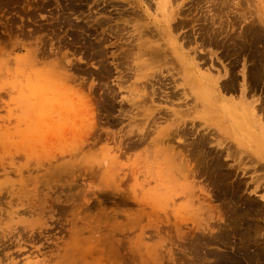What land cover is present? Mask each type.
Here are the masks:
<instances>
[{"label":"rangeland","instance_id":"rangeland-1","mask_svg":"<svg viewBox=\"0 0 264 264\" xmlns=\"http://www.w3.org/2000/svg\"><path fill=\"white\" fill-rule=\"evenodd\" d=\"M0 264H264V0H0Z\"/></svg>","mask_w":264,"mask_h":264},{"label":"bare ground","instance_id":"bare-ground-1","mask_svg":"<svg viewBox=\"0 0 264 264\" xmlns=\"http://www.w3.org/2000/svg\"><path fill=\"white\" fill-rule=\"evenodd\" d=\"M135 1V0H134ZM167 1V3L169 2V0H166ZM178 1V0H177ZM228 1V0H227ZM260 1H263V0H260ZM215 2V1H214ZM224 2V1H223ZM230 2V1H229ZM217 3H220L219 1L217 2ZM230 4H232V3H230ZM229 4V5H230ZM221 5H222V3H221ZM176 6V5H175ZM230 7V6H229ZM219 8H220V6H219ZM227 8V7H226ZM134 9V8H133ZM179 9H180V7H179ZM137 11V10H136ZM175 11H177V9H175ZM140 12V11H139ZM180 12V11H179ZM222 12V11H221ZM218 13V12H217ZM139 14V13H138ZM176 14H177V12L175 13L174 12V10H169V12L168 13H166V14H163L164 16L162 17V21H161V23L159 24V25H157L159 28H157L156 30L161 34V35H163V36H166V37H168V38H170L171 40H170V42H168V44H169V46H167V49L169 50L168 52H171V55H172V57L174 58V52H175V49L176 48H178V51L180 52V54L181 55H177V59L179 60V59H181V61L182 62H184L185 63V65H189V64H191V69H192V71H194V73H195V75L197 74V71H196V69L199 67V64L197 63V59H198V57H199V55L202 53V49L201 50H198V51H196V53L195 54H191L190 53V51L189 50H187V51H185L184 49H183V44H177V36H175L174 34H173V30L174 29H172V27H173V25H174V23H173V21L174 20H176ZM181 14V13H180ZM221 15H223L222 13H221ZM136 16H137V13H136ZM141 16V15H140ZM144 16V15H143ZM142 16V17H143ZM217 16V15H216ZM218 17V16H217ZM140 18V17H139ZM145 18V17H144ZM209 19V18H208ZM154 20V19H153ZM206 20V19H205ZM252 20H253V18H252ZM259 20V19H258ZM263 20V19H262ZM156 21V20H155ZM210 21V20H209ZM255 21V20H254ZM150 22V21H149ZM175 22V21H174ZM223 22V21H222ZM183 24V23H182ZM214 24V23H213ZM151 25V24H150ZM152 26V25H151ZM149 27V26H148ZM216 27V26H215ZM219 27V26H218ZM125 28V27H124ZM150 28V27H149ZM148 28V29H149ZM216 29V28H215ZM217 30V29H216ZM149 31H150V29H149ZM153 31V30H152ZM246 31V30H245ZM248 31V30H247ZM117 32V31H116ZM142 32H143V34H144V31H140V35H139V37H141V34H142ZM208 32V31H207ZM150 33V32H149ZM221 33V32H220ZM245 33V32H244ZM153 34H155V33H153ZM118 35V34H117ZM146 35V34H145ZM248 35H250V34H248ZM153 36V35H152ZM123 37V36H122ZM239 38V37H238ZM109 39V38H108ZM252 40V39H251ZM232 42H233V40H232ZM144 43V44H143ZM143 43L140 45V47H139V49L140 50H143V52H145V51H147L148 49L147 48H149L150 50H151V48H153V46H151V47H148V46H146L145 47V41H143ZM156 45V47H155V49L153 50V51H151V52H154V55H156V56H158V55H161V58H162V60H167L168 58H169V56H167L166 54H164V49L161 47V44L159 45H157V44H155ZM187 47V46H186ZM234 48H235V46H234ZM163 49V50H162ZM196 49H198V48H196ZM195 49V50H196ZM142 52V53H143ZM148 52V51H147ZM198 52V53H197ZM238 53V52H237ZM212 54V53H211ZM172 57H170V58H172ZM253 57V56H252ZM260 57V56H259ZM257 60V59H256ZM170 68V67H169ZM185 67H182V69H181V74L182 75H184V70H186L187 71V73L189 74V68H186V69H184ZM212 69V68H211ZM174 72V71H173ZM173 75V74H172ZM187 77H188V75H186V79H187ZM214 81H217V80H214L213 78H210V79H206L205 80V82L206 83H208V84H210V85H213V83H214ZM248 82V81H247ZM149 84V83H148ZM161 84V83H160ZM150 85V84H149ZM200 86L201 87H204V83H202V82H200ZM221 86V85H220ZM211 87V86H210ZM223 88V87H222ZM246 88H248L247 86H246ZM187 89H188V87H187ZM223 90V89H222ZM189 92V91H188ZM160 93V92H159ZM156 94V92H155V90H153L152 91V95H148V92H145V95H146V97H149L152 101H153V95H155ZM184 95H185V98L186 97H188L187 96V94L186 93H184ZM224 98V97H223ZM187 99V98H186ZM139 105V104H138ZM216 106V105H215ZM177 113V112H176ZM165 152V151H164ZM169 155V154H168ZM170 156V155H169ZM169 158V157H168ZM172 158V157H171ZM173 161V160H172ZM166 162V161H165ZM170 164V163H169ZM168 166V165H167ZM170 168V167H169ZM189 168V167H188ZM193 170V169H192ZM175 173V172H174ZM172 174V173H171ZM175 175V174H174ZM173 176V175H172ZM189 176V175H188ZM173 178V177H172ZM177 179V178H176ZM168 181V180H167ZM174 181V180H173ZM176 181V180H175ZM165 182V181H164ZM171 182V181H170ZM175 184V183H174ZM172 186H173V184H171ZM170 187V186H169ZM256 233H258L257 231H256Z\"/></svg>","mask_w":264,"mask_h":264}]
</instances>
